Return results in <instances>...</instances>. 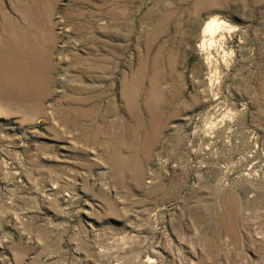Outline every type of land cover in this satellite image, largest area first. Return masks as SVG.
Instances as JSON below:
<instances>
[{
    "label": "rangeland",
    "instance_id": "374dc122",
    "mask_svg": "<svg viewBox=\"0 0 264 264\" xmlns=\"http://www.w3.org/2000/svg\"><path fill=\"white\" fill-rule=\"evenodd\" d=\"M104 1H39L54 94L0 108V264H264V0H123L118 35Z\"/></svg>",
    "mask_w": 264,
    "mask_h": 264
},
{
    "label": "bare ground",
    "instance_id": "6f19581e",
    "mask_svg": "<svg viewBox=\"0 0 264 264\" xmlns=\"http://www.w3.org/2000/svg\"><path fill=\"white\" fill-rule=\"evenodd\" d=\"M39 1L41 0L36 1V7L34 4L32 6L25 4V7L22 8L17 4L18 1L16 0L14 10L20 16V20L16 21L10 18V14L5 6L3 4L0 5V108L2 109L14 108L21 110L27 108L36 113H41L43 100L51 94H54L51 92L50 86L53 83L51 58L55 49L51 47L50 42L45 36V31L39 29L40 22H42L40 18L41 2ZM222 1L219 0L217 3V0H202V4L204 3L203 5L206 8L212 9L223 5ZM103 4L109 5V13H101V11L97 13L86 11L83 13L91 14V19L99 17L100 20L106 19L113 21L114 24L110 30L117 33V35L124 32L126 26H123V23L119 22V20L128 17V12L124 9L125 4L123 0H105ZM10 21L14 23L10 25ZM167 22V18H164L159 28H157L158 24L155 26L156 29L159 30L162 28L161 31H163L165 24H168ZM78 27V31H81L82 28L85 29L82 23ZM87 29L90 33L95 31L92 23L89 24V28L87 26ZM233 31L234 27H231L227 22L219 19L217 16L210 18L204 25L202 30L203 40L200 47L208 55L207 61L210 68L213 67L215 55L220 58L222 57V61H225L226 50L229 44L228 40ZM72 54L74 52L71 53L72 66L85 65L77 57V54ZM90 65L94 69L100 67L98 61L92 62ZM216 72L217 69L211 70V88L218 83L216 82ZM140 82L141 80L139 79H130L128 75H125L121 84L122 94H135V89L139 87ZM76 91L79 92V89ZM72 92L75 93L74 90ZM67 104L68 102H66V106ZM63 110L65 108L59 105L58 111L62 112ZM65 115L63 118H65ZM85 116H88V113L84 112L80 118H85Z\"/></svg>",
    "mask_w": 264,
    "mask_h": 264
}]
</instances>
